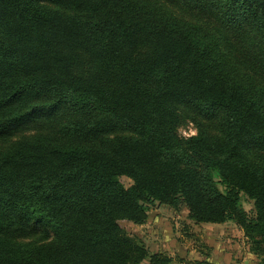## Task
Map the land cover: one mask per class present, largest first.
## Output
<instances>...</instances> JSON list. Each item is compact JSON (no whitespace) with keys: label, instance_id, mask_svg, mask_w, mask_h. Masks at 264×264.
<instances>
[{"label":"trees","instance_id":"16d2710c","mask_svg":"<svg viewBox=\"0 0 264 264\" xmlns=\"http://www.w3.org/2000/svg\"><path fill=\"white\" fill-rule=\"evenodd\" d=\"M154 203L264 264V0H0V264H171Z\"/></svg>","mask_w":264,"mask_h":264},{"label":"rangeland","instance_id":"374dc122","mask_svg":"<svg viewBox=\"0 0 264 264\" xmlns=\"http://www.w3.org/2000/svg\"><path fill=\"white\" fill-rule=\"evenodd\" d=\"M178 133L181 136H189L194 134L195 130L188 124L180 128ZM119 182L125 188L131 185V181L124 176L119 177ZM241 200L243 209L250 212L251 202L244 197ZM119 225L127 234L137 237L149 252L158 251L170 255L171 264H182L178 262V258L192 261L198 256L199 259H204L202 253L208 256L210 252L213 253L206 245L217 248L219 254L220 247H226V253L230 255L231 260L236 259L237 264H243V260H247L248 264H261L258 258L249 257L246 240L238 236L239 228L232 222L219 226L194 224L188 220L185 209L174 212L166 206L154 203L148 207L145 224L135 225L128 221H119Z\"/></svg>","mask_w":264,"mask_h":264},{"label":"crops","instance_id":"0c3cea01","mask_svg":"<svg viewBox=\"0 0 264 264\" xmlns=\"http://www.w3.org/2000/svg\"><path fill=\"white\" fill-rule=\"evenodd\" d=\"M206 225H210V226H219V225H222V224H206ZM238 236H240L243 240H245L244 239V237H243V235H242V232H241V230L239 229V231H238ZM207 246V249L208 250H210V251H213V253L211 254V252H210V255H209V258H208V260L211 262V263H213V264H237V261H236V259L235 260H231V258H230V255H228L227 253H226V250H225V248L226 247H220V254H219V252H218V249L217 248H214L212 245H206ZM230 247H231V245H229ZM176 251V250H175ZM158 252V251H157ZM205 252V251H204ZM161 253H164V252H161ZM248 255H249V257L251 256L249 253H248ZM168 256H170V255H168ZM181 259V258H180ZM183 259V258H182ZM194 260V259H193ZM195 260H201V259H199V257L197 256V257H195ZM189 261H191V260H189ZM247 260H243L242 261V263L243 264H245V262H246ZM247 264H248V262H247Z\"/></svg>","mask_w":264,"mask_h":264},{"label":"water","instance_id":"95a60500","mask_svg":"<svg viewBox=\"0 0 264 264\" xmlns=\"http://www.w3.org/2000/svg\"><path fill=\"white\" fill-rule=\"evenodd\" d=\"M245 264H247V262H245Z\"/></svg>","mask_w":264,"mask_h":264}]
</instances>
